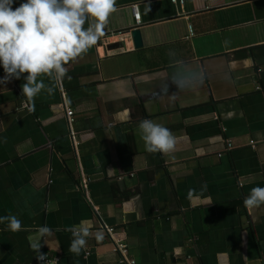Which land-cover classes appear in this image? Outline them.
<instances>
[{
	"label": "crops",
	"instance_id": "0c3cea01",
	"mask_svg": "<svg viewBox=\"0 0 264 264\" xmlns=\"http://www.w3.org/2000/svg\"><path fill=\"white\" fill-rule=\"evenodd\" d=\"M65 67L38 77L51 95L0 84V217L21 221L0 222V264H120L117 242L135 264H264V204L243 203L264 186V0H116ZM145 118L172 150L145 149ZM81 220L92 234L74 254Z\"/></svg>",
	"mask_w": 264,
	"mask_h": 264
},
{
	"label": "clouds",
	"instance_id": "9594fccd",
	"mask_svg": "<svg viewBox=\"0 0 264 264\" xmlns=\"http://www.w3.org/2000/svg\"><path fill=\"white\" fill-rule=\"evenodd\" d=\"M115 7L116 0H0V68L4 73L0 84L22 77L23 97L31 99L42 89L53 94L54 87L38 77L46 74L53 81L64 78L65 65L96 43ZM200 78L178 86L190 87ZM137 128L147 151L166 153L173 149L175 137L165 126L145 118ZM243 203L249 208L264 204V186L252 187ZM4 221L12 231L20 228L21 221L15 215L0 217V222ZM89 229L86 220L70 229L69 252L80 253ZM49 231L46 224L37 228L39 234ZM42 258L43 255L37 259Z\"/></svg>",
	"mask_w": 264,
	"mask_h": 264
},
{
	"label": "built area",
	"instance_id": "2783aa9c",
	"mask_svg": "<svg viewBox=\"0 0 264 264\" xmlns=\"http://www.w3.org/2000/svg\"><path fill=\"white\" fill-rule=\"evenodd\" d=\"M174 4H176L178 1L179 2H183V0H171ZM132 12H133V16H134V19L136 21V23L138 25H140L141 23V14H140V11H139V6L135 5L132 7ZM191 34H192V31H191ZM68 115L69 116H72L73 115V112L72 110H68ZM229 148L232 147L231 144L228 145ZM107 232H109L110 234L113 232L112 229H107ZM92 234V231L89 230V235L88 237H90ZM126 246H124L123 244H120L117 242L116 244V250L119 252V254L122 256V259L120 261V264H135V261H127L126 260V253H127V250H126ZM126 261V262H125ZM39 264H57V259L56 258H52V257H49L48 255H43V258L42 259H39Z\"/></svg>",
	"mask_w": 264,
	"mask_h": 264
},
{
	"label": "water",
	"instance_id": "95a60500",
	"mask_svg": "<svg viewBox=\"0 0 264 264\" xmlns=\"http://www.w3.org/2000/svg\"><path fill=\"white\" fill-rule=\"evenodd\" d=\"M131 32V36L133 39V43L135 48H141L143 46V41H142V36H141V32L139 29H134Z\"/></svg>",
	"mask_w": 264,
	"mask_h": 264
}]
</instances>
